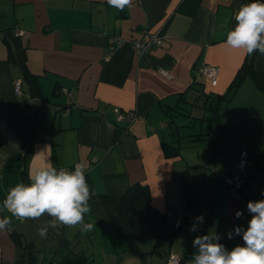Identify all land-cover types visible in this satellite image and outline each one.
I'll use <instances>...</instances> for the list:
<instances>
[{
	"label": "crops",
	"instance_id": "obj_1",
	"mask_svg": "<svg viewBox=\"0 0 264 264\" xmlns=\"http://www.w3.org/2000/svg\"><path fill=\"white\" fill-rule=\"evenodd\" d=\"M254 2L132 0L131 7L121 11L109 6L108 0H0V204L9 189L32 183L30 172L34 177L47 167L75 170L80 164L96 192L122 195L143 182L150 187L158 210L172 220L187 218L171 244L131 242L128 249L134 264H166L172 255L180 258V264H194L200 254L194 241L205 236L206 243L219 244L229 252L246 246L243 232L237 235L235 230L246 231L252 215H258L249 213L247 203L264 199V160L258 164L253 160L264 152V92L252 79L244 80L225 106L226 141L222 130L196 119L208 113L204 94L226 95L248 57L225 41L237 24L235 15ZM4 30L13 31L25 49L29 72L40 77V94H31V99L28 84L22 87L23 96L15 94V82L26 81L17 65L6 62ZM18 30L25 35L16 36ZM144 30L157 33L163 45L153 47L142 59L128 45L110 54L113 37L129 43L141 40ZM203 64L219 68L216 86L203 79L193 83L194 68ZM254 66L264 72V55L258 50ZM61 86L70 97L58 91ZM180 95L195 103L190 117L177 120L182 130H188L184 135L211 136L167 158L162 142L170 139L171 130L163 106H174ZM116 110L134 112L138 118L130 124L117 122ZM214 128L223 135L222 144L214 141ZM242 151L252 158L246 197H238L224 182ZM186 173L189 186L184 188L181 177ZM89 206L91 212L84 220L96 224L98 234L111 224L99 202ZM237 212L242 214L237 217ZM200 216L203 223L196 219ZM5 217L11 224L0 230V264H16L23 250L11 233L26 236L38 219L19 220L0 208V220ZM40 221L39 225L61 223L47 212ZM193 225L196 231L190 230ZM112 238L117 242L114 234ZM97 240L100 248L105 246L101 238ZM51 242L54 245L46 255L61 247L58 235ZM66 243L91 261L79 245L68 239ZM125 243L120 242V248L125 249ZM103 251L99 249L97 256L110 261Z\"/></svg>",
	"mask_w": 264,
	"mask_h": 264
},
{
	"label": "trees",
	"instance_id": "obj_2",
	"mask_svg": "<svg viewBox=\"0 0 264 264\" xmlns=\"http://www.w3.org/2000/svg\"><path fill=\"white\" fill-rule=\"evenodd\" d=\"M3 33L6 34V31L4 30ZM3 42L5 43L8 51L6 62L17 65L20 68L23 74V80L26 81L33 92L29 93L30 99L33 94H40V77L29 72L27 68L25 49L20 47L18 38H16V47H13L12 43L6 38V36H4ZM256 53L257 51L252 55H248L243 67L240 69L236 78L226 92V95L220 96L204 94L206 98L204 109H206V113H208L202 118L196 120L201 124L213 125L222 130L225 133V141L228 140V135L226 134L225 124L223 121L225 117L223 114L225 106L237 93L244 80L247 77L252 79L256 88L264 92V72L257 71L254 66ZM196 68H194V72ZM194 72L193 83L200 84V81L197 79ZM63 90L64 89H62L61 86L58 91L63 92ZM176 101L177 104L170 108H166L165 105L163 106L164 112L168 118L166 123L171 130V133L169 134L170 139L168 140L164 138L162 142L163 150L167 158L177 157L180 155V152L185 145L209 141L211 136L210 133L184 135L182 133V129L184 127L178 125L177 120L180 118L190 117L192 114V106H194L195 103L187 101L184 95H180ZM250 160H252L251 157ZM253 160L257 164L262 163L264 160V152ZM187 177L188 173L183 174L181 177V182H183L184 188L189 186V180H187ZM85 178L89 186L90 193L88 203L99 202L102 205L107 222L113 227L114 238L119 242L139 243L145 241H166L171 244L177 239L187 224V218H177L172 220L168 213L158 210L153 205L150 187L143 182L131 185L122 195H108L96 192L92 188L86 174ZM249 179L250 174L246 178V191L242 193L240 197L249 196ZM27 185H29V182ZM93 191L96 192V195H92ZM56 222L57 221H55V225L57 226ZM60 231H62L61 238L59 237L61 247L56 252L50 254L52 260L49 263L92 264V262L89 261L82 253L76 252L66 243V239L63 236V230L60 229ZM11 238L15 245L23 250V254L17 259L16 264H38L34 244L28 243L24 239L23 233L13 231L11 233Z\"/></svg>",
	"mask_w": 264,
	"mask_h": 264
},
{
	"label": "clouds",
	"instance_id": "obj_3",
	"mask_svg": "<svg viewBox=\"0 0 264 264\" xmlns=\"http://www.w3.org/2000/svg\"><path fill=\"white\" fill-rule=\"evenodd\" d=\"M132 0H108L109 6L118 10L131 7ZM237 24L234 30L227 34L225 43L233 49L244 50L248 55L257 50L264 55V2L256 0L254 3L243 6L235 15ZM163 71V70H162ZM32 183H23L9 189L6 199L0 208H7L12 217L19 220L33 219L42 216L45 212L67 226L79 225L81 231H91L96 224L85 223V214L91 212L89 206V186L80 164L75 165L74 172L57 171L54 167L38 170ZM92 195H96L93 191ZM264 196V193L261 194ZM247 209L252 215L247 230L236 228V234L243 232V241L246 246H236L227 251L219 244L208 241V237L197 238L194 245L199 246V255L195 256L194 264H264V199L249 201ZM242 213L237 212V217ZM200 223L204 217L196 218ZM11 220L5 217L0 220V230L8 228ZM55 221H53V227ZM196 231V226L190 229ZM41 238L47 236L46 229L38 230ZM229 239L232 233L228 234Z\"/></svg>",
	"mask_w": 264,
	"mask_h": 264
},
{
	"label": "rangeland",
	"instance_id": "obj_4",
	"mask_svg": "<svg viewBox=\"0 0 264 264\" xmlns=\"http://www.w3.org/2000/svg\"><path fill=\"white\" fill-rule=\"evenodd\" d=\"M21 76H23V74ZM200 79H203L206 82L204 78L201 77ZM23 82L25 81L23 80ZM25 85H27L26 82L24 85H22L23 89L25 88ZM187 131L188 130L186 131L183 130L182 133L186 134ZM213 131L215 133L213 135L214 141L218 143L221 141L220 144H222L223 135L221 134V132L216 128H214ZM233 142L235 141L234 140L231 141L230 144L232 145ZM88 217H86L87 220H88ZM37 219H38L37 220L38 225L36 224V227L34 230L27 231V234L26 236H24V239L28 243L34 244L38 264H50L49 262L52 259L50 255H46V251L47 249H50L52 245H54L51 241H53L57 235L61 238L62 231H60V229L63 230V236L65 237L66 240L68 239V241H72L75 245H79L82 248L81 251L87 253V256L92 261V264H107V263L108 264H134L135 262L134 261L135 257H133L131 249L130 250L128 249V247L133 245L131 242H126L124 244L125 249H122L120 248L121 245L119 241L115 242L114 240H112L113 239L112 238V234H113L112 225H108V226L106 225L105 228L103 230H100V232L97 234L96 233L97 230L95 227L91 231L83 232L81 231L79 225L67 226V225H64L63 223H60L59 225L57 226L55 225L53 227V225H39L42 221H40V217H38ZM100 227L101 226H99V228ZM40 229L47 230V236L45 238H41L38 235V230ZM65 231L68 232V237ZM99 238H101V240L105 242V246L101 248H104L103 254L106 255L107 258L110 256L109 257V259H111L110 261L104 258H100V256H97L99 254L98 253L99 249H101L99 242L97 240ZM56 248L54 250L59 249V247L58 249ZM121 249L125 250V252L122 253V251H120ZM172 256H175V255H172ZM146 259H147L146 261H149V256H146Z\"/></svg>",
	"mask_w": 264,
	"mask_h": 264
},
{
	"label": "built area",
	"instance_id": "obj_5",
	"mask_svg": "<svg viewBox=\"0 0 264 264\" xmlns=\"http://www.w3.org/2000/svg\"><path fill=\"white\" fill-rule=\"evenodd\" d=\"M23 35H25V32L21 30H18L16 33V36L18 37ZM142 37L143 38L141 40H134L129 43L124 41L119 36L113 37L111 39L110 54L114 53L117 49L128 45L133 54L142 59L151 51L153 47L162 46L164 42L157 33H151L148 30L142 31ZM194 74L197 79L202 77L207 83L211 84L212 86H216L219 78V68L203 64L195 69ZM64 93L69 97L71 96V93L66 89H64ZM15 94L18 97L24 95L20 80L15 82ZM28 98H30V96H28ZM116 113L117 122L125 124L133 123L138 118L134 112H122L120 110H116ZM250 161L249 154L246 151H242L237 157L235 169L224 176L225 184L232 188L238 197H240V195L246 191V178L249 175L248 166ZM60 170H64L69 173L75 171L74 169L70 168L58 169L57 171ZM168 264H180V260L176 256H171Z\"/></svg>",
	"mask_w": 264,
	"mask_h": 264
},
{
	"label": "water",
	"instance_id": "obj_6",
	"mask_svg": "<svg viewBox=\"0 0 264 264\" xmlns=\"http://www.w3.org/2000/svg\"><path fill=\"white\" fill-rule=\"evenodd\" d=\"M6 38L12 43L13 47H16V37L13 31H8L6 33Z\"/></svg>",
	"mask_w": 264,
	"mask_h": 264
}]
</instances>
